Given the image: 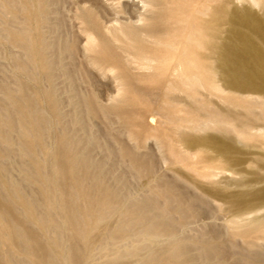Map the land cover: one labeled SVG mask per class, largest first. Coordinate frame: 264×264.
Listing matches in <instances>:
<instances>
[{"label":"rangeland","instance_id":"obj_1","mask_svg":"<svg viewBox=\"0 0 264 264\" xmlns=\"http://www.w3.org/2000/svg\"><path fill=\"white\" fill-rule=\"evenodd\" d=\"M244 17L0 0V264H264V92L214 84L227 42L264 51Z\"/></svg>","mask_w":264,"mask_h":264},{"label":"bare ground","instance_id":"obj_2","mask_svg":"<svg viewBox=\"0 0 264 264\" xmlns=\"http://www.w3.org/2000/svg\"><path fill=\"white\" fill-rule=\"evenodd\" d=\"M254 1H257V0H254ZM206 6L208 7L207 8L208 10L211 8V6L209 4H207ZM204 8H206V7L204 6ZM209 11L212 12V21L208 25V29H212L214 26H215V28L219 27L215 24L216 20H218V21L226 20L227 21L230 18L229 13L225 12L224 9L211 8ZM241 11H242L241 13H243L247 16L248 15L250 16L252 14L251 10H249L247 8L244 10L242 9ZM188 15H190V17H191L192 14L189 13ZM192 18H194V17L192 16ZM192 18H191V20H192ZM231 18H233V17H231ZM195 19H196V17H195ZM244 19L247 23L254 24L256 26V28L259 29L260 34L264 37V25H262V23L256 22L257 20L256 21L254 20L255 22L253 20H246L245 17H244ZM185 21H187L186 18H185ZM189 22H190V20H188L186 23H189ZM190 24L191 23H189V26H190ZM196 27H197V25H196ZM196 27H195V29H196ZM184 34H185L184 37H186V33H184ZM178 38H179V36H178ZM187 39H189V37ZM251 41L252 40L246 39L243 42V44L240 46L234 45L231 42H227L226 45L223 46V48L222 47L220 48V51L222 49L224 52L220 66H219V69H218V71L221 75L222 84L220 83V84L216 85V83L214 82L215 86L219 87L221 90L234 89V90H240V91H251L253 93L264 92V51L257 48V44L254 45L253 41L252 42ZM214 46H213V49H214ZM210 48L212 49V46H210ZM210 57H211V55H210ZM149 63L150 64H147V66H145L146 68L152 67V62H149ZM182 65H183V62L179 63L178 69ZM178 69H176V70H178ZM185 71L186 70H183L182 74ZM189 71L191 74H194V76L196 77L197 71L195 72L192 69H189ZM186 74H187V72H186ZM199 75L200 74H198L197 76H199ZM205 124H207V123H205ZM220 144L223 146H226V147H227V145H229L231 147V144H229L226 141H221Z\"/></svg>","mask_w":264,"mask_h":264}]
</instances>
